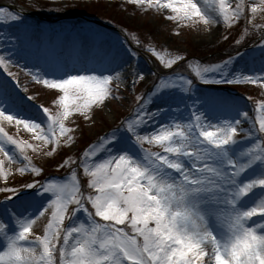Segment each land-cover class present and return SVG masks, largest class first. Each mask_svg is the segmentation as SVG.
Listing matches in <instances>:
<instances>
[{"label": "snow or ice", "instance_id": "6c2138e0", "mask_svg": "<svg viewBox=\"0 0 264 264\" xmlns=\"http://www.w3.org/2000/svg\"><path fill=\"white\" fill-rule=\"evenodd\" d=\"M129 3L145 11L163 10L178 27L202 21L205 31L219 25L231 30L242 22L245 36L251 33L255 38L259 32L261 67L253 74L233 67L243 56L238 50L236 56L207 65L198 61L194 65L193 58L182 53L167 59L154 48L146 51L173 72L174 65L193 68L204 85L264 86V23H255L258 16H264V0H237L234 5L218 0V8L208 0ZM27 7L66 11L78 5L32 3ZM26 11L24 5L0 6V21L18 25L15 34L0 33V70L18 85L17 73L10 71L17 64L15 55L42 62L52 78L22 67L35 83L59 90L54 97L58 113L37 104L39 119L20 115L13 88L7 80L0 81V120L22 125L39 142L26 145L0 127V178L4 181L0 186L4 193L0 264H264V99L254 103V117L233 102L227 117L213 113L210 119L208 113L219 102L217 97L197 96L196 80L183 77V91L177 94L166 87L169 77L158 68L151 73L155 81L147 95L136 97L133 115L83 150L80 159L62 158L59 167L71 169L66 182L44 177L33 183L22 176L23 188L36 189L39 183L41 190L23 196L22 188L9 185L14 164L21 165L16 169L21 174H42L25 147L36 152L52 145L45 153L52 156L61 147L60 136L75 139L70 135L74 130L64 123L73 107L92 120L94 105L121 99L117 96L121 83L132 89L137 81L145 80L139 69L127 63L130 82L120 80L114 85V76L118 80L121 76V71L111 69L120 61L116 46L95 43L111 38L87 29L92 46L77 40L58 44L49 35L53 30L25 23ZM124 35L121 43L130 38L141 45L139 36ZM235 43L240 46L243 41L235 39ZM128 55L136 59L138 52L129 49ZM109 70L114 75L104 74ZM98 150L104 153L100 160L95 159ZM80 169L88 178L84 186L78 180ZM45 214L50 220L43 234L37 235L34 226Z\"/></svg>", "mask_w": 264, "mask_h": 264}, {"label": "rangeland", "instance_id": "374dc122", "mask_svg": "<svg viewBox=\"0 0 264 264\" xmlns=\"http://www.w3.org/2000/svg\"><path fill=\"white\" fill-rule=\"evenodd\" d=\"M28 1H30V3ZM28 1L26 2L27 4L36 2L35 4H52L54 6L61 4L78 5V7L68 8L66 11H50L47 8L36 10L37 12L45 14L46 17L51 15H63V18L59 19L58 21L59 29H53L52 27L45 26L42 27L43 25L40 26L32 21V16H26L27 18L25 23L53 30L49 35L55 43L64 44L71 40H77L85 47H90L94 43L93 37L86 30L95 29L97 32L105 34L106 37L111 38L110 40H97L95 43L97 45L102 43L104 47H111L113 44H115L116 50L120 56V61L111 65V69L121 71L119 80L114 76V85L119 83L120 80H124L125 83L130 82L127 80V76L131 69L127 67V63H131L134 68L139 69L145 75V80L137 81L135 88L132 89L126 88L125 84L121 83L120 91L117 92V96L121 97V99L111 100L110 103L106 102V105H94L92 107V111L90 112V115L93 117L92 120L86 119L83 115L76 113L75 108L73 107V114L67 120H65L64 123L66 127L74 130L70 135L75 139H69L68 136H60L59 139L61 147L56 150L54 155H45V153L53 147L52 145H44L42 150L36 152H34L31 148L25 147L24 151L29 157H31L32 163L38 167H41L43 171L40 177H36L34 174L29 175L28 173H19L16 171V169L21 165H12V171L9 176L8 183L9 185L22 188V196L31 195L37 191H41L39 183H37L36 189L23 188V185H21L19 182L22 176L27 178L29 182L33 183L38 180L42 181L44 177H50L58 181L63 180L66 182L68 177L71 175V169L59 167V163L62 162V158L63 160H67L69 158L80 159L83 150H85L91 144L97 143L99 138H102L106 133L110 132V129L115 128L121 123V121H124L126 117H129L135 113L137 108L136 97L145 95L146 91L151 87L152 82L155 81V77L151 75V73L156 71L154 67L155 63H157L161 69L169 70L164 68L162 62L152 52L146 51L143 54V58L137 57L136 59H133L131 56H129V48L126 47L125 44L121 43L119 39H113L112 34L108 32H113L108 24H117L114 22L113 18L108 19L110 16L115 17L122 15L125 22L132 29V31H128V33L132 34V36H139L142 47L154 48L167 59H171L182 53L186 57L193 58L194 65L197 61L200 65H207L209 63L221 61L213 60L221 49L225 47L230 49V46L236 45L235 39H241L244 41L246 38V36L243 34L242 22L240 27L234 25L231 30L227 29V27L224 25H219L213 26L209 31H205L202 21H193L192 23H185L184 25L178 27L176 22L169 21L166 18V13L163 10L160 12H157L155 9L145 11L144 9L139 8V6L130 4L129 0ZM208 2L210 5L215 3V6L217 8L219 7L218 0H208ZM229 2L233 3L234 5L237 0H226V3ZM0 4H12V0H0ZM98 5L110 6L103 7ZM30 13L31 12H29V14ZM88 13L89 15H96L97 21L101 22L100 19L104 20L105 23H101L107 25L108 27H104L102 25V28H99L98 24L96 25L93 22L95 19H92L93 21L87 22L80 17L73 16L75 14L80 15ZM255 23H264V16H258ZM79 26H82L83 29H85V32L82 29H79ZM65 29L73 30L75 32H66L64 31ZM99 29H104L105 32H101ZM17 30V23L10 21H0V33L15 34ZM177 31L180 32L179 36L176 35ZM238 32L240 35H237ZM225 35L229 36V39L225 40ZM233 37H235V39H233ZM144 44L146 45L144 46ZM212 52L215 54L211 55L209 59L206 60L203 58L204 54ZM241 53L245 54H243L242 58L238 59V62L233 65V67L237 70H243L249 74L259 72L261 67L260 49L258 48L257 50L250 53L247 51H242ZM195 54L196 58H194ZM23 58H25V56H23ZM13 59L16 60L15 57H13ZM16 61V65L10 66V71L17 73L19 84L17 85L16 82L11 77H8L3 70H0V81L7 80L10 87L13 88L14 95L19 103L20 115L26 117L33 116L39 119L41 116V111L36 106L37 104H43L45 107H49L52 113L57 114L58 110L55 106L54 97H57L59 90L47 89L43 84L35 83L32 76L27 74L25 67H22L24 66L25 61ZM26 62L28 63L26 68L29 67L28 69H32L33 72L46 73L45 78H52L51 70L45 67L42 62L27 57ZM173 67L176 70L175 72L171 71L169 74H167L169 79L166 80L165 85L167 88L174 90V92L178 94L183 91L181 77L188 78L190 76V78H194L193 76H195V72L193 68L188 67L186 64L183 71L179 70L175 65ZM79 74L91 73L80 72ZM104 74L114 75L111 70L106 71ZM261 87L263 90H261ZM25 88H27V91H24ZM261 92H264V86L252 84H223L206 85L204 88L201 87L196 95L202 96L205 93H209L218 98L219 106L216 108L214 107L216 105H214L212 111L208 113L209 118L211 119L213 113L215 115L227 117L230 105L233 102L237 103L239 108L243 111H247L249 113V117H254L256 115V112L254 111V103L258 100L264 99V97H259ZM235 94L239 95L234 97ZM242 95H244L245 98L241 97ZM249 96L251 97V100L247 99ZM28 97H35V99L30 100ZM181 107L183 106L181 105ZM212 122L216 123L214 119H212ZM247 126L248 125L245 124V127ZM0 127H2L4 132H6L8 135L23 142L26 145H35L39 143L34 139V134L29 132L22 125L17 127L14 122L9 124L6 121L0 120ZM246 146L247 142H245V145H242L241 147L243 148ZM145 147L149 146L145 145ZM152 150L159 151V149L155 147H153ZM103 155V151L98 150V154L95 159L100 160L103 158ZM49 171H54L53 175L49 174V176H46V173ZM79 172H82V174ZM79 172L78 180L80 181L81 185L84 186V181L88 178L83 175L82 169H80ZM3 185L4 181L2 178H0V186ZM3 199L4 193H0V200ZM48 220H50V215L45 214V217L41 218L34 226V232H36L37 235L43 234ZM67 223L68 221L66 220L65 224ZM3 245L4 242L2 238H0V248H2Z\"/></svg>", "mask_w": 264, "mask_h": 264}, {"label": "trees", "instance_id": "16d2710c", "mask_svg": "<svg viewBox=\"0 0 264 264\" xmlns=\"http://www.w3.org/2000/svg\"><path fill=\"white\" fill-rule=\"evenodd\" d=\"M115 17L110 16L108 19L113 18L114 22H116L117 24L121 25L124 28L131 29L122 17L120 16H115Z\"/></svg>", "mask_w": 264, "mask_h": 264}]
</instances>
